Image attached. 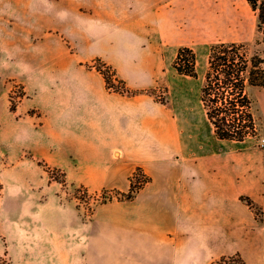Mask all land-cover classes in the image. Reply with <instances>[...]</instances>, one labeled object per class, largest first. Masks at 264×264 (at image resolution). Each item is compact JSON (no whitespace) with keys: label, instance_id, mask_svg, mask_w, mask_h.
Wrapping results in <instances>:
<instances>
[{"label":"crops","instance_id":"crops-1","mask_svg":"<svg viewBox=\"0 0 264 264\" xmlns=\"http://www.w3.org/2000/svg\"><path fill=\"white\" fill-rule=\"evenodd\" d=\"M54 2L24 5L33 32L52 7L64 26L54 31L58 48L42 44L44 36L31 56L24 83L41 122L13 125L7 156L31 150L37 158H73L76 184L123 198L76 219L73 233V205L31 186L27 164L12 167L0 193V257L10 264H214L238 255L264 264V147L217 139L199 101L198 68L192 79L173 67L181 47L198 60L197 44L222 15L206 12L203 0ZM241 2L232 28L245 18L249 5ZM95 59L141 93L109 91L88 67ZM161 87L165 103L148 93ZM137 170L145 181L132 188Z\"/></svg>","mask_w":264,"mask_h":264},{"label":"rangeland","instance_id":"rangeland-1","mask_svg":"<svg viewBox=\"0 0 264 264\" xmlns=\"http://www.w3.org/2000/svg\"><path fill=\"white\" fill-rule=\"evenodd\" d=\"M46 3L47 6L59 5ZM26 0H0V193L7 184V181L14 176L11 173L12 167H19L27 164V174L25 178L31 186H45L48 195L57 193L61 202L73 205V233L76 230V219L86 221L91 217L95 207L107 202L117 196L106 191L89 192L85 187L73 181V158H37L30 151H23L25 158H9L8 149L5 147L7 134L16 130L19 125L39 124L41 113L37 108L32 107V102L28 101L29 90L24 82L28 73L32 74L31 56L37 51L40 38L41 42L56 48L59 42L55 30H61L64 23L55 15L57 7L46 10V16L40 20L39 33L33 32V27L29 23V17L23 14ZM206 12L214 15H222L220 26L216 27L213 35L206 43L197 44V68L201 74V79L196 83L198 89L202 84L203 72L206 68L209 49L216 43L244 42L259 52L264 51V44H256L260 39L257 31V19L254 12L247 6L245 18L241 20L236 28H232L233 15L236 13L235 7L242 4L241 0H203ZM239 7V6H238ZM47 32V34H42ZM49 34V35H48ZM195 52V51H194ZM196 54V53H195ZM62 80L61 77L58 78ZM165 88L154 90L157 96L164 98ZM199 96V90H198ZM252 111L257 120L258 134L248 140L249 144L263 148L261 140L264 139V89H254L251 91ZM195 91L191 93L192 102H196ZM13 107L15 112L10 108ZM14 125V126H13ZM21 127H19V130ZM206 128L201 129L202 135L206 134ZM31 133L36 132L31 130ZM22 160L23 162H20ZM140 177V176H138ZM134 182L138 187L139 178ZM65 180V185L61 181ZM81 228H79L80 230ZM79 238L77 239V243ZM73 242L76 238L73 237ZM0 264H10L6 256L0 257ZM229 264V263H227Z\"/></svg>","mask_w":264,"mask_h":264},{"label":"trees","instance_id":"trees-1","mask_svg":"<svg viewBox=\"0 0 264 264\" xmlns=\"http://www.w3.org/2000/svg\"><path fill=\"white\" fill-rule=\"evenodd\" d=\"M245 1L257 19L260 39L256 44H264V0ZM88 67L101 73L109 91L128 96L141 93L127 88L115 76V71L100 59H95ZM173 67L179 75L198 78L196 54L189 47L178 49ZM254 89H264V51L261 53L244 42L212 45L199 89V101L217 139L243 142L258 134L257 120L252 111L251 91ZM148 93L156 94L154 90ZM156 98L165 103L164 99ZM10 110L15 112L13 107ZM61 184L65 185V180ZM131 196L132 191L127 198ZM247 203L258 216L255 205L251 201ZM227 263L245 264L238 255L221 258L214 264Z\"/></svg>","mask_w":264,"mask_h":264},{"label":"built area","instance_id":"built-area-1","mask_svg":"<svg viewBox=\"0 0 264 264\" xmlns=\"http://www.w3.org/2000/svg\"><path fill=\"white\" fill-rule=\"evenodd\" d=\"M260 145L261 146H264V139L261 140V144ZM138 175L140 176L139 177L140 180L138 181V184H140L141 182H144L145 181L144 176L141 174V172L139 170H137L135 172V174L133 175L132 180H131V185H132L131 187L132 188H134L135 185H136V183L134 182V180L138 177Z\"/></svg>","mask_w":264,"mask_h":264}]
</instances>
